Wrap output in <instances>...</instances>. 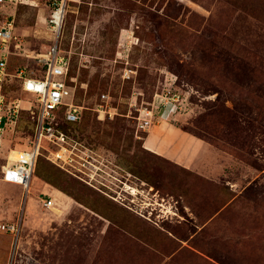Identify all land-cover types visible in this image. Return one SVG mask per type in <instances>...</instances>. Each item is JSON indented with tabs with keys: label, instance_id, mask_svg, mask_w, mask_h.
<instances>
[{
	"label": "rangeland",
	"instance_id": "1",
	"mask_svg": "<svg viewBox=\"0 0 264 264\" xmlns=\"http://www.w3.org/2000/svg\"><path fill=\"white\" fill-rule=\"evenodd\" d=\"M56 2L0 5V264H264V0H66L59 31ZM55 43L86 108L27 192L2 169L34 146L24 80Z\"/></svg>",
	"mask_w": 264,
	"mask_h": 264
},
{
	"label": "built area",
	"instance_id": "2",
	"mask_svg": "<svg viewBox=\"0 0 264 264\" xmlns=\"http://www.w3.org/2000/svg\"><path fill=\"white\" fill-rule=\"evenodd\" d=\"M7 1L11 2L13 0H0V5ZM62 2L63 0H57L55 8H59ZM49 23L56 31L57 22L53 14H50ZM11 29L12 24L10 22H6V24L0 26L1 43H6L13 38ZM5 40L7 41L4 42ZM6 57V52H4L0 58V74L6 66ZM40 60L44 67L42 76L40 78H28L24 80V88L36 95V100L38 102L34 119V146L25 153L29 156L27 160L20 161L19 164H8L2 169L3 179L6 182L20 185L25 190H27L38 148L43 139L59 145V151L68 149L65 146L67 137L57 127L56 120L58 112L62 110V118L64 121L73 123L81 121L83 110L86 108L74 102L75 96L73 87L67 82L69 68L68 59L65 55L60 54V49L56 43L50 47L46 54H43V57H40ZM123 77L128 78L130 75L128 72H125ZM27 81L31 82V88L25 85ZM100 97L102 102L107 103L109 98L108 94L101 93ZM93 110L96 111L98 115L104 116L105 114H109V110L105 109L102 104H97ZM8 113H10V107H8ZM9 118V115L0 112V134L4 130V126L6 125L5 122H7ZM55 155L59 157L58 153ZM43 203L46 207H50L52 205V200H43ZM0 228L5 231L14 230V227L4 224L0 225Z\"/></svg>",
	"mask_w": 264,
	"mask_h": 264
},
{
	"label": "bare ground",
	"instance_id": "3",
	"mask_svg": "<svg viewBox=\"0 0 264 264\" xmlns=\"http://www.w3.org/2000/svg\"><path fill=\"white\" fill-rule=\"evenodd\" d=\"M65 2H66V0H63L61 6H60L59 8H55V9H53V10L51 11V14H53V17H54L55 21L57 22L56 31H59V29H60L61 26H62L63 15H64V9H65ZM6 41H7V40H5L4 42H6ZM25 85H27L28 88H31V87H32L30 81H27V83H26ZM20 103H21V102H20ZM18 106H19V105H18ZM28 158H29V156L26 155V154L24 153L22 161H23V160H27ZM27 188H28V187H27ZM27 192H28V190H27ZM27 192H26V193H27ZM134 192H135V191H134ZM53 209L56 210V208H53Z\"/></svg>",
	"mask_w": 264,
	"mask_h": 264
},
{
	"label": "crops",
	"instance_id": "4",
	"mask_svg": "<svg viewBox=\"0 0 264 264\" xmlns=\"http://www.w3.org/2000/svg\"><path fill=\"white\" fill-rule=\"evenodd\" d=\"M149 135H152L153 136V139L151 140V144L146 145V143L144 141V145H145V147L147 149H149V150L157 153V151H159V149L162 148L161 145L159 143H157V133H153V134L149 133L148 136Z\"/></svg>",
	"mask_w": 264,
	"mask_h": 264
},
{
	"label": "trees",
	"instance_id": "5",
	"mask_svg": "<svg viewBox=\"0 0 264 264\" xmlns=\"http://www.w3.org/2000/svg\"><path fill=\"white\" fill-rule=\"evenodd\" d=\"M100 115H98V119H99ZM82 120V119H81ZM57 127L65 134V131L63 130L64 128V125H68V124H75V123H78V122H66L64 121V119L62 118V110H60L58 112V115H57ZM80 122V121H79ZM66 135V134H65Z\"/></svg>",
	"mask_w": 264,
	"mask_h": 264
}]
</instances>
